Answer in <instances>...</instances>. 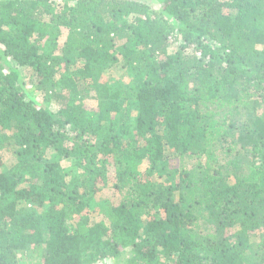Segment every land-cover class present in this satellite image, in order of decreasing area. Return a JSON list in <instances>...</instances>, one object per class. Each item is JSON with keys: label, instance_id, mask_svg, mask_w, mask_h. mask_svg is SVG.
I'll return each mask as SVG.
<instances>
[{"label": "trees", "instance_id": "1", "mask_svg": "<svg viewBox=\"0 0 264 264\" xmlns=\"http://www.w3.org/2000/svg\"><path fill=\"white\" fill-rule=\"evenodd\" d=\"M155 1L0 0V264H264V0Z\"/></svg>", "mask_w": 264, "mask_h": 264}, {"label": "rangeland", "instance_id": "2", "mask_svg": "<svg viewBox=\"0 0 264 264\" xmlns=\"http://www.w3.org/2000/svg\"><path fill=\"white\" fill-rule=\"evenodd\" d=\"M146 3H149L153 6V8L155 9H162L161 5L159 4L158 1L155 0H143ZM63 2H67V0H50V3H56V4H61ZM23 80L25 82V84L27 85V88L30 89V92L36 95V97L39 100H42V97L40 95V93H38L34 87L35 80L36 78L33 77V73L31 71L27 70H23ZM92 108H96L97 107V103L95 101H90L89 102ZM89 117H91V119L96 120L97 117L95 116L94 113H91L89 115ZM3 158H4V163H5V168H10L16 161V158L9 152H4L3 153ZM64 167H68L69 163L67 162H63ZM105 199V196L103 194H98L96 196V202H100V199ZM94 203V202H93ZM92 203V204H93ZM98 206H92V208H97ZM100 208V207H99ZM94 215V217H96V220H100L102 219L101 216H98V213H92ZM20 259L24 260L25 262H27L26 264H35V262H38V255L33 253L32 251H28L25 254H20L19 256ZM109 262V261H108ZM100 264V263H98Z\"/></svg>", "mask_w": 264, "mask_h": 264}]
</instances>
